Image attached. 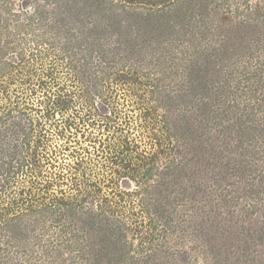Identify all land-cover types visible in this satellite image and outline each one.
Listing matches in <instances>:
<instances>
[{
	"label": "rangeland",
	"instance_id": "rangeland-1",
	"mask_svg": "<svg viewBox=\"0 0 264 264\" xmlns=\"http://www.w3.org/2000/svg\"><path fill=\"white\" fill-rule=\"evenodd\" d=\"M174 1L176 3L168 8V16H172L177 24L174 31L167 28L161 18H149L153 11L149 2L132 10L125 0H0V28L8 27L14 34H19L20 39L25 38L24 43L28 41L26 48L29 59L33 57L31 53L34 51L28 48H35L36 37L41 43L44 39L47 43L57 41L64 58L70 59L76 53L86 54L90 63L95 64L93 70L96 71L89 77L91 81L86 80L90 76L86 73L90 67L81 62L82 70L79 73H82L79 75L89 96L87 98L95 100L101 115L107 113L108 109L102 108V99L96 95L92 79L95 76L97 79L102 78L107 71L101 67L106 63L103 60V49L107 45L126 49L121 66L132 76L138 74L148 88L152 80L150 73L153 74L155 67H160V62L157 63L155 57H152L164 49L168 67H165L167 70L162 76L166 90L162 92V99L167 100L170 91L179 96L183 92L186 103L181 106L175 104L173 107L166 102L158 104L162 116L166 111L164 105L173 111L171 116L161 118L162 122H167L171 131L167 128L158 130L163 140L168 134L167 156L161 158L162 169L166 171L168 166V174L163 173L156 179H162L163 184L168 186L165 193L168 195V236L165 238L167 242L161 240L152 243L151 250L156 252V257L149 264H264V224H261L264 213L257 212L252 218H240L235 210L234 213L229 211L227 205L217 208L212 204L214 200L219 202L217 196L214 197L215 193L220 194L216 176H226L234 182L232 187L238 188L239 193L242 188L246 192L249 180L255 176L254 167L264 166V0H209L211 4L206 24L205 19H198L193 10L187 12L190 6L198 14L199 5L196 1L199 0ZM165 13L161 11L159 14ZM183 13L185 18L187 13L191 16L188 23L178 19L183 17ZM160 24L163 30L158 29ZM193 26L197 30L204 28L208 35L207 38L204 36V40L200 38L194 43L201 48L198 58H192V53H189L193 46L192 37L184 35V31L189 32ZM100 28L104 30L103 33L99 32ZM21 29L25 34L18 32ZM2 30L4 32L1 34L6 35L8 31L4 27ZM160 36H165L164 40ZM103 41L105 44L100 46ZM66 45L69 51L63 50ZM46 48L43 45L40 50L45 51ZM204 50L209 52L208 56ZM7 56L11 61H16V54L10 52ZM38 68L40 72L44 71V68ZM196 70L200 72L199 80L207 81L210 88L217 85V80L221 81L220 85L228 81L232 93L220 98L218 104L207 93L197 95L194 92V96L188 87L191 85V73ZM0 72V84L19 76L15 70H4L2 65ZM132 82L124 88L130 106L126 109L131 111L134 107L133 112L138 114L139 104L144 100L139 97V89ZM131 90L134 91L133 95L128 92ZM147 97L150 99V96ZM202 102H208L209 107L212 106L216 112L212 114V110H208L207 115L202 116L203 127L198 135L188 139L186 131L174 123L181 120L179 114L183 108L197 105L196 109ZM154 104L156 106V102ZM35 113L29 112L34 119L37 118ZM29 118L13 109L12 115L1 122L0 137L8 141L0 154L3 162L11 161L12 158L17 162L21 158L14 154L15 146L21 147L24 144ZM57 119L60 117L57 116ZM194 124L200 123L196 121ZM225 135L231 137L229 146L232 151L223 155L219 150L224 149V145L215 144L214 140ZM79 140L81 145L91 148V144L84 142L80 136ZM52 143L54 146L61 144L59 139ZM80 144L70 145L74 149ZM67 153L56 159V165L64 161L74 162L72 156L68 157L70 152ZM4 181L7 183V177L0 172L1 190L7 189ZM121 185L127 190L140 188L139 184L129 180H124ZM221 185L228 186V183ZM221 190L226 195V189L222 187ZM247 196L248 203L254 202L256 196ZM246 201L235 200L241 204ZM89 202L86 207L88 209L92 208L94 201ZM36 215L41 221L46 218L49 220L48 225L53 226L51 233L44 232L40 225L33 222V216L29 220L21 219L20 227H13L14 230L0 228V264H55L53 262L57 260L58 253L51 246L60 234L62 224L51 220L49 212L40 210ZM237 230L241 231L240 238ZM85 236L82 247L91 248L92 240L86 241L91 235ZM128 238L133 248L129 249L123 264H135L132 257L141 260L139 264H147L146 250L141 247L140 237L129 234ZM82 247H64L60 250L67 257L68 262L65 264H73L72 260L76 261L75 264H92L89 260L81 259ZM119 247L120 250L124 249L120 244Z\"/></svg>",
	"mask_w": 264,
	"mask_h": 264
},
{
	"label": "trees",
	"instance_id": "trees-1",
	"mask_svg": "<svg viewBox=\"0 0 264 264\" xmlns=\"http://www.w3.org/2000/svg\"><path fill=\"white\" fill-rule=\"evenodd\" d=\"M208 1H196L199 5L198 14L190 6L187 12L193 10L198 19H205L206 24L211 4ZM125 2L133 8L132 10L149 2L153 10L149 18L152 16L161 18V22L167 28L172 31L176 29L177 24L175 25L173 17L168 16V8L176 3L174 0H125ZM161 11L166 13L159 14ZM182 15L183 17L178 19L182 23L185 21L188 23L191 16L188 13L186 18L184 13ZM3 27L8 31L6 35L1 34L4 32ZM3 27L0 28V65L4 70H15L21 77L11 78L9 82L0 84V124L12 115L13 109L30 118L24 144L21 147L15 146L14 154L20 155L21 158L17 162L14 158L5 162L0 159V172L7 177V183L4 181L7 189H0V228L14 230L13 227H20L21 219L29 220V217L33 216V222L40 225L44 232L51 233L53 226L48 225L49 220L46 218L41 221L36 215V212L41 210L49 212L50 219L55 223L62 224L61 232L51 246L55 247V252L58 253L57 260L53 263H67V257H64L60 250L64 247H82L85 234H90L86 241L92 240L91 248H81V259L89 260L92 264L102 262L123 264L122 261L128 255L129 249L133 248L128 235L134 234L140 237L141 247L146 250L145 261L149 264L156 257V252L151 250L152 243L165 240L168 236V195L165 194L168 186L163 184L162 179V182L156 179L163 173L168 174V166L164 171L161 162V158L167 156L168 134L163 140L158 130L167 128L171 131L167 122L165 120L162 122L161 118L171 116L173 111L170 107L168 109V105H164L166 111L162 116L158 111V104L166 102L173 107L175 104L181 106L186 103L183 92L179 96L170 91L167 100L162 99V92L166 91L162 84L164 82L162 76L168 67V60L164 57L165 50L160 49L157 54L159 56L155 54L152 57V59L155 57L157 63L160 62V67H155L152 70L153 74L150 73L152 80L148 88L138 74L132 76L121 66L126 49L123 50L120 46L112 48L110 45L103 49V60L106 63L101 67L107 71L102 78L97 79L95 76L92 79L96 95L102 99V108L108 109L107 113L101 115L95 100L87 98L89 96L82 86V77L79 75L82 73H79L82 70L81 62L90 67L87 69L89 72H86L90 76L86 80H90L89 77L96 71L93 70L95 64L90 63L86 54L76 53L70 59L64 58L60 54V45L57 41L47 43L44 39L41 43L36 37L35 48L29 46L28 49L37 53L32 52L33 57L29 59L26 48L28 41L24 43L25 38L20 39L19 34L15 33L18 36L16 37L8 27ZM157 27L163 30L161 24ZM196 28L193 26L189 32L184 31V35L192 37L193 46L189 50L192 58H198L199 49L201 50L194 43L208 36L204 28L200 30ZM103 31L100 28L99 32ZM18 32H22V29ZM197 32L198 34L194 35ZM160 37L164 40L165 36ZM102 44H105L104 41L100 46ZM43 45L48 47L45 51L40 50ZM69 49L68 45L63 47V50ZM10 52L16 54L17 62L8 59L7 55ZM204 52L206 56L209 55L206 50ZM118 54L119 57H116ZM38 66L44 68V71L40 72ZM5 73L4 71L3 74ZM199 74V71H194L189 80L191 85L188 89L191 88L194 96L207 93L212 99L215 98L213 100L218 104L220 98L232 93L228 81L220 85L221 81L217 80L215 81L217 85L210 88L207 81L199 80ZM131 80L139 89V97L144 100L139 104L138 114L133 112L134 107L131 111L126 109L130 106L126 100L128 93L124 88ZM131 91L128 92L133 95L134 91ZM147 96H150V99ZM196 106L183 108L179 114L182 116L181 120L174 123L186 131L188 139L198 135V131L203 127L202 116H206L208 110L211 109L212 114L216 112L212 106L209 107L208 102H202L201 106L195 109ZM29 112H36L37 118L34 119L33 114ZM57 116L60 119H57ZM196 121L200 124H194ZM79 136L84 142L90 143L91 148L81 145ZM55 139H59L61 144L57 143L54 146L52 141ZM230 140L231 137L228 135L219 137L218 140L215 138V144L224 145V149L221 148L219 153L225 155L232 151L229 146ZM6 142L7 138L0 137V154ZM72 143H79L80 146L77 148L74 145L73 149L70 145ZM67 152H70L68 157L72 156L74 162L64 161L56 165L58 163L56 159ZM254 169L255 176L249 180L246 192L242 188L239 193L238 188L232 187L234 182L228 180L226 176H216L220 194L215 193L214 197L217 196L219 202L214 200L212 204L214 203L217 208L225 204L229 211L235 210L240 218H252L257 212L264 213V166H255ZM124 180L136 182L140 188L124 189L121 185ZM222 183H228V186L221 185ZM222 187L226 189V195H223ZM247 195L256 196L254 202L248 203ZM236 199H244L248 204L236 203ZM89 201H94L90 209L86 208L90 204ZM261 224H264V220ZM237 235L240 238L241 231L237 230ZM119 244L123 250L119 249ZM132 260L135 264L141 261L133 257ZM72 262L76 263L73 260Z\"/></svg>",
	"mask_w": 264,
	"mask_h": 264
}]
</instances>
